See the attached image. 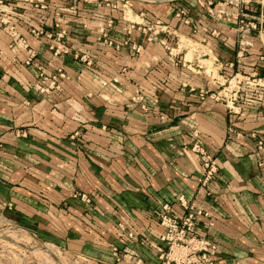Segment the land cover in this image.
<instances>
[{
  "label": "crops",
  "instance_id": "0c3cea01",
  "mask_svg": "<svg viewBox=\"0 0 264 264\" xmlns=\"http://www.w3.org/2000/svg\"><path fill=\"white\" fill-rule=\"evenodd\" d=\"M48 2L51 6L43 12L17 5V29L27 49H12L14 37L0 36L1 215L86 264H116L117 256L120 264H157L148 242L163 232L159 206L184 194L197 207L211 209L199 188L200 166L189 152L197 130L220 168L211 186L217 195L216 221L206 230L218 247V264H264V182L250 137L264 134V103L230 114L198 95L213 88L205 71L216 59L226 67L235 63L226 75L262 71L264 35L252 38L246 56L238 59L235 21L223 22L199 8L192 10L199 28L194 35L170 3L132 0L124 12L78 0L77 14L64 12L57 18V10L72 1ZM214 10L218 14L219 8ZM247 12L259 16L254 6ZM110 19L115 22L110 36L120 50L97 40ZM126 20L145 32L136 29L129 36ZM155 20L193 39L195 52L186 53L190 64L177 65L151 40L146 27ZM56 24L68 32L70 54L61 58L54 57L45 40L31 35L33 29L56 32ZM29 48L39 56L26 66ZM39 67L46 75L63 69L67 79L59 90L42 97L32 89ZM137 91L147 96V112L131 100ZM76 133L80 136L73 138ZM77 194L87 195L91 204L75 199ZM119 225L134 237L123 234Z\"/></svg>",
  "mask_w": 264,
  "mask_h": 264
},
{
  "label": "built area",
  "instance_id": "2783aa9c",
  "mask_svg": "<svg viewBox=\"0 0 264 264\" xmlns=\"http://www.w3.org/2000/svg\"><path fill=\"white\" fill-rule=\"evenodd\" d=\"M72 5L68 8L57 10L56 17L60 18L65 13H78V0H71ZM90 0H84L89 3ZM96 3L103 2L111 8L120 7L125 10L131 9L130 1L132 0H93ZM114 1L116 3H114ZM118 1L122 5H118ZM149 4L170 3L174 5L175 17L182 19L188 26H192V33H198L199 28L194 23L192 10L199 8L207 12L209 16H218L220 20L226 23L235 21L238 27L239 35V52L238 59L246 56L249 49L252 47V38H258L264 35V0H227L235 11L231 12L230 8L226 12V0H144ZM23 3L33 7L38 12L47 11L50 8L48 0H0V36L8 34L14 37L10 48L14 49L17 46L28 45L24 39H21L18 33L19 18L15 11L17 5ZM254 6L255 10H259V16L249 14L247 11ZM215 7H218V14L215 12ZM4 8H9L6 11ZM141 17L146 14L141 13ZM126 19V17H125ZM127 26L124 31L129 36L133 31L140 26L134 21L126 20ZM193 24L195 26H193ZM115 22L107 20L105 26L99 32L98 42H103L106 46L115 47L120 50L121 45L117 44L110 36V31L114 28ZM152 33V41H157L170 56L176 59V64L185 66L190 62L186 59L187 51L195 52L196 43L191 38H182L177 35L161 21L155 20L146 27ZM56 32H47L44 29H33L31 35L37 40H45L49 51L54 57L61 58L70 54V49L66 43L68 32L61 28L60 25H55ZM85 30H88L87 25H84ZM142 32V30L139 28ZM216 32L213 31V36ZM168 36L167 38L162 37ZM129 40V39H128ZM127 40V41H128ZM173 40V41H172ZM126 44V42H124ZM140 45H134L135 52H141ZM184 55L183 58H180ZM3 52L0 50V61L2 60ZM38 53L32 49L27 50L26 66H31L33 61L38 57ZM206 57V55L204 56ZM261 61L264 63V54L261 56ZM88 68L92 66V62H87ZM206 68L205 74L212 80V89H204L198 92L202 100L207 98L223 105L230 114H239L243 109H258L264 103V69L262 71L232 72L226 75V68L232 69L235 63L221 64L217 59L215 63ZM67 75L63 69L50 75H46L43 67L38 68V82L34 89L39 96H48L54 91L60 89L61 81L66 80ZM132 102L140 106L147 112L149 104L147 96L140 91H137L132 97ZM19 136L21 134H18ZM80 136L76 133L73 138ZM255 140L256 155L258 156V167L260 169V178L264 182V134L259 132L250 135ZM192 144L189 148L190 154L196 159L200 166L201 177L198 180L199 188L204 191L205 197L209 199L211 209L206 210L197 207L193 201L188 199L184 194H179L172 202L162 203L157 211L159 224L163 230L162 234L155 241H149V247L155 252L157 264H218V247L216 243L206 237V230L213 227L216 221L215 206L217 195L211 189L215 180L220 177V168L216 158L205 148L201 133L194 131L191 134ZM75 199L81 201L84 205L89 206L91 199L87 195L77 194ZM212 202V203H211ZM119 230L133 238L132 233H128L123 225H119ZM37 237V234H33ZM63 249V248H62ZM65 251V250H64ZM66 252V251H65ZM117 258L116 264H120ZM76 259V258H75ZM86 264L85 262H81Z\"/></svg>",
  "mask_w": 264,
  "mask_h": 264
},
{
  "label": "rangeland",
  "instance_id": "374dc122",
  "mask_svg": "<svg viewBox=\"0 0 264 264\" xmlns=\"http://www.w3.org/2000/svg\"><path fill=\"white\" fill-rule=\"evenodd\" d=\"M230 7L226 0V12ZM33 234L0 213V264H83L61 247Z\"/></svg>",
  "mask_w": 264,
  "mask_h": 264
}]
</instances>
